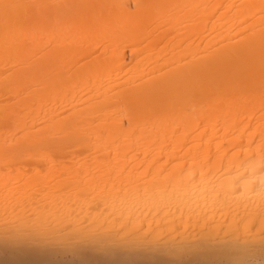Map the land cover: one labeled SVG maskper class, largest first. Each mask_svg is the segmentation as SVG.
<instances>
[{"label": "bare ground", "instance_id": "bare-ground-1", "mask_svg": "<svg viewBox=\"0 0 264 264\" xmlns=\"http://www.w3.org/2000/svg\"><path fill=\"white\" fill-rule=\"evenodd\" d=\"M38 165L128 183L85 210L31 204L41 236L6 231L0 264H251L264 0H0V167Z\"/></svg>", "mask_w": 264, "mask_h": 264}, {"label": "rangeland", "instance_id": "rangeland-1", "mask_svg": "<svg viewBox=\"0 0 264 264\" xmlns=\"http://www.w3.org/2000/svg\"><path fill=\"white\" fill-rule=\"evenodd\" d=\"M15 168L17 169V167H15V166H1L0 167V207L3 208V210L6 209L5 211H3L1 209V213H3V212H5V213H3V214L0 213V215H1L0 216V237L3 234H4L3 236L5 237L8 234L6 231H9V232L14 231L15 232L17 230V228L18 229H20L22 227H26V228L28 227L29 228V226L32 225L33 223L36 224L37 223L36 218H38V215H37L38 213L36 215L34 213L41 211L40 208L42 209V207H43V209L41 212H43V210H45V209L53 208V204L50 203V201L52 202L51 198H53V196L61 197L60 195H63V196H65V198H69L67 203H66V206H65L66 209L75 210L76 208L81 207L83 210H85L88 204L93 203V204L97 205L98 203L106 202L108 199L107 195H108L109 191L117 190L118 188H123L125 186V183H128V182H125V173H120L116 169H112V170L101 169L98 171H92V169H88V170H83V169H80V170H76V169L55 170V169H49L48 167L43 166V165L42 166L38 165V166H32V168L30 166L31 169L29 167H26L27 171L25 169H24L25 171L22 170L23 169L22 168L21 169L22 171L20 172V171H18V169L16 170ZM148 178L149 177H147V179ZM139 182H144V181H139ZM61 191H63V194ZM59 197H55L56 200ZM54 202H55L54 204H56L57 201H54ZM6 203H7L6 207L7 206L8 207L7 208L2 207V206H5L4 204H6ZM34 203H36L39 207L37 208V206H35L36 204H34ZM10 204L11 205L13 204L12 206H15L16 208L12 207V206L10 207L9 206ZM31 204H34V205H31ZM27 205H29L27 207V209L29 208L28 210L25 207ZM30 205L32 207L35 206L34 207L35 212L33 211V209L30 208L31 207ZM19 206L22 207L23 209L21 208L22 209L21 210L19 208ZM56 207H57V205H56ZM35 208H37L39 210L37 211V210H35ZM10 209L12 210L11 211L12 213L9 212ZM29 210H30V213H31V210L34 213L32 212L33 214L32 213L30 214ZM55 211H56V209H54L52 211V213ZM13 212H19V213L21 212L20 215L23 212L22 215L26 219L24 218L25 219L24 220L22 215L18 217L19 213L18 214L15 213L16 214L15 215V214H13ZM24 212L28 213V215L26 214L27 217L24 215L25 214ZM13 215H15V216H13ZM2 216H4V218H2ZM10 217L11 218L13 217L14 220L11 219ZM16 217H17V219L22 218L25 221V222L22 221L24 223L23 224L24 226L21 224V222H19L21 219L18 220V222L21 225L18 224L17 220H15ZM41 217H43V216H41ZM2 219H6V220H2ZM1 221H3V222H1ZM42 221H44V220H42ZM14 223L16 224L15 226H13ZM38 223H40L38 226L42 227L43 223L41 221ZM4 224H5V226H4ZM33 226L34 225H32V227H30L31 228L30 231L27 230L28 228L25 229V231L27 230L31 234H33V233L37 234V232L39 234L42 233L41 232L42 229H38L39 227L36 229L37 231H35V228L37 225L35 226V228H33ZM15 227H16V229H15ZM20 230L22 231L23 229H20ZM31 230H33V231H31ZM4 231L6 233H4ZM21 231H19V232L16 231L15 233L14 232L13 233L16 235L19 234V236H20V235H22V234H20ZM29 232L27 234H29ZM13 233L8 234L6 237L13 235ZM25 235H26V233H25ZM13 236H15V235H13ZM22 236H24V234ZM40 236H41V234H40ZM26 237L28 238L29 236H26ZM30 237H32V236L30 235ZM16 238L19 239L18 236ZM18 239H15V240H18ZM28 239L30 240V238H28ZM28 239H26V240L29 242ZM37 239H39V235H38ZM0 240H2V239L0 238ZM31 240H32V238H31ZM23 241H24V238H23L22 242ZM16 245H14V246L16 247ZM28 245H29V243L27 244V246ZM19 246H20V244H19ZM21 246H23V245H21ZM24 246H23V248L27 247V246L26 247H24ZM11 247L14 248V250H15V251L14 250L12 251L13 252L12 255H16V254L20 253L19 247H16L17 249H15V247H13V246H11ZM4 250L2 249L0 251L2 253V255L0 254V261L2 259L5 260L6 255H7L5 253H7L8 251L10 252V247H8V248L6 247V250H7V251L5 250L6 252ZM17 250H19V251H17ZM40 252L44 253V252H42V250ZM40 252H38V253H40ZM38 253H37V256H38ZM260 253H256V255H255L256 257L254 256L255 259L252 258V260H254V261H252V260L250 261L251 264H264V252L263 253L260 252ZM3 254H5V255H3ZM8 255H11V253H8ZM8 255H7V257H8ZM42 255L43 254H41V257H43ZM258 255H259V257H258ZM32 256L34 257V255H32ZM1 257H3V258L1 259ZM41 257H39V258H41ZM29 264H32V263H29ZM66 264H69V263H66ZM70 264H76V263H75V261H73V262H70Z\"/></svg>", "mask_w": 264, "mask_h": 264}]
</instances>
